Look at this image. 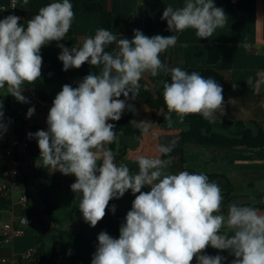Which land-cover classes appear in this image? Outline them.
I'll return each instance as SVG.
<instances>
[{"label":"clouds","instance_id":"1","mask_svg":"<svg viewBox=\"0 0 264 264\" xmlns=\"http://www.w3.org/2000/svg\"><path fill=\"white\" fill-rule=\"evenodd\" d=\"M12 7H16V0H12ZM73 18L70 0H54L39 8L26 27L16 15L0 19V89L6 88L18 102L27 103L22 86L41 77V48L63 40ZM161 19L167 21L172 33L192 28L199 39H206L226 24L227 16L213 0H185L181 7L167 5ZM177 39L175 34L149 37L138 29L131 40L117 39L110 30L101 28L78 46L58 44L64 71L88 63L98 72H90L76 87L64 84L47 115V130L28 133L40 150L38 166L76 177L70 187L80 196L78 208L83 220L92 227L105 217L112 199L129 190L138 193L119 228V238L106 231L98 234L91 264H191L194 259L196 264H222L225 257L203 254L208 246L227 250L234 257L231 264H264V213L232 202L225 215L221 189L206 174L168 171L177 140L158 145L159 156H139L136 174H131L126 164H118V153L109 147L117 140V133L115 124L108 121L120 120L126 108L135 111L126 99L135 100L139 95V81L145 72L153 77L170 75L171 82L159 81L169 127L172 113L181 121L188 115H200L209 123L223 115L220 84L200 72L162 62L161 54L174 47ZM113 43L116 49L105 51ZM256 76L255 81L247 79L249 86L264 84V71ZM122 95L125 99H120ZM34 112L35 108L29 107L27 117ZM3 119L0 100V137L7 131ZM137 125L142 132L151 126L148 121ZM145 186L150 191H141ZM111 211L115 213L114 205ZM20 222L28 224L26 218ZM222 227L232 234H221Z\"/></svg>","mask_w":264,"mask_h":264},{"label":"crops","instance_id":"2","mask_svg":"<svg viewBox=\"0 0 264 264\" xmlns=\"http://www.w3.org/2000/svg\"><path fill=\"white\" fill-rule=\"evenodd\" d=\"M19 8V23L26 27V20L21 16L20 11L28 10L32 0L24 4L23 0H16ZM54 2V0H51ZM10 0H0V7L8 5ZM102 4L104 8L112 13V33L119 38H134V30L143 32L144 21L148 16L163 14L167 5L181 7L185 0H72L74 18L71 25L72 35L65 36L61 41H53L41 48L42 75L41 78L46 85L47 92L51 98L62 90L64 84L72 87L90 72L95 73L91 68H71L67 71V77L62 78L58 74L48 71L51 63L59 53L58 44L66 47L79 45L86 37H94L100 26V13L94 10H85L86 3ZM216 7L224 9L227 16L226 24L217 28L213 36L206 39H199L196 30L189 28L180 33H172L178 36L174 47L169 48L170 67H180L182 70L188 68H212L223 75V95L229 97L224 102L223 115L218 114L212 122L214 132L232 136L242 133L244 130H252L257 135L260 129L264 130V84L258 88L249 86L247 79L252 77L258 79L256 73L264 71V0H213ZM0 19H3L0 12ZM155 33L151 36L157 35ZM160 35V34H159ZM149 36V37H151ZM185 45H187L185 47ZM210 45H218L221 59L218 63L211 65L208 62V49ZM116 44L113 43L105 48V51H114ZM150 73L145 72L139 82L150 83ZM233 84L237 87L234 89ZM22 94L27 98V103L18 102L7 90L0 89V100L3 102L4 119L7 125L6 137H16L15 118L19 117L24 122L27 130L34 127L47 130V115L52 103L32 102L30 94L36 93L32 84H24ZM37 94V93H36ZM38 95V94H37ZM120 99H125L123 95ZM126 104L133 105L135 111L125 109L124 112L131 113L132 122H150L151 126L147 132H142L140 137L127 136L117 133L115 149L118 155L115 157L117 163H124L129 170L135 174L138 170L136 160L139 156L155 157L160 154L157 146L168 144L172 140L178 143L171 153L175 158L168 171L178 173L180 171H194L204 173L209 177L210 182H215L221 189L222 194L231 192V202L253 206L264 213V150H252L247 147L224 148L214 145H185L179 140L178 135L190 129V125L180 120L175 113H172V126L169 127L165 121L163 110H152L141 101H129ZM29 107H34V114L24 120L17 113L18 110L27 112ZM140 128V127H138ZM3 140L0 141V144ZM7 143V142H6ZM17 153H20L17 151ZM40 155L25 156L23 161L13 160L5 153H0V183L2 171L13 161L20 172L29 173L41 166ZM58 173L60 171H51ZM74 176V175H73ZM41 181L31 178L28 180L27 189L17 184L12 191L2 193L0 200L7 199L8 204L0 210L1 223H18L25 217L24 211L27 205L43 210V203L39 199L38 188ZM23 193L27 202L23 203ZM70 195L73 200L70 199ZM135 199L127 191L123 197L115 200L116 211L126 215L131 210L132 201ZM80 196L69 192L67 189H55L52 192V201L56 204L55 216L63 220L62 225L57 229L67 234L53 241L52 236L58 231L47 234L45 228L34 222L26 229L24 235L15 237L11 243H4L0 232V264H91V259L98 247L93 238L98 237L102 230L92 227L83 220L82 215L76 216L74 207L78 206ZM229 203V204H230ZM228 208V207H227ZM227 215V213H226ZM46 221L50 223L47 216ZM221 234L231 235V231L222 227ZM119 238V233L114 234ZM41 243L45 246L44 258L38 259L36 253ZM28 250H34L36 261L28 263L20 262V257ZM58 257L53 259V255ZM226 259L222 264H231L234 259L227 250L220 254ZM195 259L191 262L194 263Z\"/></svg>","mask_w":264,"mask_h":264},{"label":"trees","instance_id":"3","mask_svg":"<svg viewBox=\"0 0 264 264\" xmlns=\"http://www.w3.org/2000/svg\"><path fill=\"white\" fill-rule=\"evenodd\" d=\"M51 2H52L51 0H32L30 8L28 10L20 11V14L26 21H28L35 14L38 13L39 8ZM70 3L72 4V0H70ZM85 10L86 11H89V10L98 11L100 13V21H99L100 26L112 32V27H113L112 13L107 11L102 4L88 2L85 4ZM161 17H162L161 14L146 17L144 21L143 33L147 36H151L155 33H159L160 35L165 36V37L170 36L171 32L168 30L167 21L162 20ZM70 35H72L71 28L69 32L66 34V36H70ZM107 51H110V50H107ZM60 52H61V49L59 48L58 56ZM169 54H170L169 49L165 53L161 54L160 58L162 62L166 64L169 63ZM58 56L51 63V65L49 66L47 70L58 74L62 78H66L67 71L63 70V64L58 59ZM220 59H221V53H220L219 46L210 45L208 49L209 64L214 65L218 63ZM81 67H88L98 72L97 68H95L94 66H90L88 63L83 64ZM184 70L188 72H192V71L200 72L201 75L204 76L205 78L211 77L223 87V83H224L223 75L210 67L208 68H188ZM149 80H150V83L148 84L139 82V85H140L139 95L136 97L135 100H132V99H128V100L129 101H141L152 110H155V111L163 110L167 112V108H166V105L163 99V86L159 83V81L168 80V82H171L170 75L164 76L161 73L159 76L153 77L150 74ZM32 85L34 86L36 93L38 94V96L40 97L42 101L53 104L54 99L51 98L50 95L48 94L46 85L43 82L41 77L36 82H34ZM129 95L131 96V94ZM223 97H224V102L229 98L224 95ZM21 120L22 119H20L19 117L15 118V122L16 124L17 123L18 124L16 125V128L14 130V134L18 138L27 137L28 142H29V148H28V151L24 154L17 153V152L15 153L14 157L19 161H23L25 156L27 155L28 156L40 155V150L38 148L36 139L29 138L28 133H35L38 130H42V128H39V127H34V128H30L27 130L24 122H22ZM183 120L184 122L190 125V129L188 131L182 132L178 135L179 140H181V142L185 145H188V144L214 145V146H220L224 148L247 147L252 150H264V130L263 129H260L257 135H255L252 130L247 129L238 135L226 136V135H222V134L214 132L212 129V123H209L207 120L203 119L200 115H188ZM108 122L115 124L116 133H123L127 136H134V137H140L142 134L141 129L138 128L132 122L131 113L129 112H123L120 120L118 121H108ZM5 137H6V132L2 135V137H0V141H2ZM7 147H8V143L6 142H3L2 144H0V153L5 152ZM109 147L112 150H114L115 142L112 145H109ZM138 171L136 173H138ZM132 172L133 170H130L131 174ZM189 172H194V171L189 170ZM31 178L38 179L41 181V184L39 185V188H38V195H39L40 201L43 203V206H42L43 210L27 205L25 208L24 214L26 217L32 218L35 223L45 228L47 234H51L55 230L58 231L57 235L52 236L53 241L56 242L58 239L63 238L67 233L60 229L58 230L56 227V226L62 225L63 220H60L56 218L55 216L56 204L52 201V192L55 189H59V190L67 189L69 192H72L70 186L71 184L75 182L76 177L73 175L65 176L61 172L52 173L49 171V169L41 166L38 169H33L29 173L21 172V175L18 178L17 184L27 189L28 180ZM141 191L147 192V191H150V188L145 186L144 188L141 189ZM129 193L131 195H134L131 192V190H129ZM135 195H138V193ZM222 195L224 197L222 210H223V213L226 215L227 207L229 203L231 202L232 196H231V192H226V193H223ZM70 199L73 200L71 195H70ZM115 200L116 199L114 198L109 202V206L106 209L105 217L101 221H99L96 225L102 231H106L113 238H114V234L119 233V228L121 224L125 222V217H126V215L118 213L116 211V207H115V213L111 211L112 206L113 205L115 206ZM7 204H8L7 199H1L0 200V210L3 207H5ZM74 213L76 216L82 215L78 206L74 207ZM45 216L48 217L50 223L46 221ZM93 240H94V243L98 246L97 237H94ZM44 249H45V246L41 243L36 253V257L38 259L44 258ZM222 253H224V250H217V249L212 248L211 246H208L204 250L203 254H206L209 256H216ZM57 257L58 255L54 253L52 258L56 259ZM192 264H196V260Z\"/></svg>","mask_w":264,"mask_h":264},{"label":"built area","instance_id":"4","mask_svg":"<svg viewBox=\"0 0 264 264\" xmlns=\"http://www.w3.org/2000/svg\"><path fill=\"white\" fill-rule=\"evenodd\" d=\"M0 12L2 13L3 18L9 16V15H18L19 14V8L16 1V7H12V0H10L8 5L0 7ZM30 100L35 103L41 104L43 101L40 99V97L33 92L29 96ZM17 114L22 117L24 120L28 119L27 112L24 110H18ZM3 142L8 143V147L5 151V153L13 160L14 155L17 151L20 153H26L29 148V142L27 137H14L11 139L4 138ZM11 160V163L7 165V167L2 171V180L0 183V191L2 193H8L13 190V188L17 185L18 178L21 175L20 170L14 165L13 161ZM21 201L23 203L27 202V197L23 193L21 197ZM264 201V196H263ZM26 218L28 221V224H22L20 221L18 223H1L0 224V232H1V238L4 243H11V241L15 237H19L25 234L26 229L30 227L32 224V220L28 217ZM35 252L34 250H28L20 257V262L22 263H28L31 261H36Z\"/></svg>","mask_w":264,"mask_h":264}]
</instances>
